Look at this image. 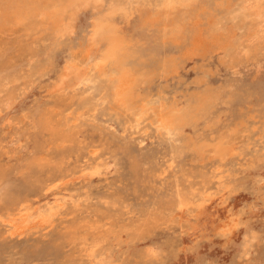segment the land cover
Instances as JSON below:
<instances>
[{
  "label": "rangeland",
  "instance_id": "1",
  "mask_svg": "<svg viewBox=\"0 0 264 264\" xmlns=\"http://www.w3.org/2000/svg\"><path fill=\"white\" fill-rule=\"evenodd\" d=\"M246 1L0 0V264H264V0Z\"/></svg>",
  "mask_w": 264,
  "mask_h": 264
},
{
  "label": "bare ground",
  "instance_id": "2",
  "mask_svg": "<svg viewBox=\"0 0 264 264\" xmlns=\"http://www.w3.org/2000/svg\"><path fill=\"white\" fill-rule=\"evenodd\" d=\"M63 1V0H62ZM124 1V0H123ZM162 2H163V4H165L168 0H161ZM69 2H70V5L72 4L73 6H75V8H78V7H81L82 5H86V4H93L97 9H99V8H101V7H103L102 5V2H103V0H69ZM133 2V0H127V1H124V3L123 2H120L119 0H111V6L110 7H112L111 8V10L112 11H117L118 9H120V7H122L123 5H125V3H127V4H129L130 5V3H132ZM258 3V2H261V0H247L246 1V9H248L249 10V8H251L252 7V3ZM17 3V2H16ZM57 3H58V1H57ZM22 4V3H21ZM59 4H60V2H59ZM245 4V3H244ZM243 4V5H244ZM262 4H263V2H262ZM62 5V4H61ZM64 5V4H63ZM255 5V4H254ZM59 5H57V7H58ZM65 6H67V5H64L63 7L61 6V7H58V9L54 12V14H57V12H63V10L65 9ZM69 6V5H68ZM257 6H258V4H257ZM244 6H242V9L244 10V8H243ZM262 8V7H261ZM261 8L259 9V10H261ZM241 11V10H240ZM252 11V10H251ZM262 11V10H261ZM247 12V11H246ZM254 12V11H253ZM263 12V11H262ZM237 13V12H236ZM257 13H258V11H257ZM256 13V15H258ZM63 14H65V13H63ZM234 14V13H233ZM261 14V15H260ZM259 15L260 16H258L259 17V19H261V20H263L262 22H261V28L263 29V27H264V14L263 13H260ZM236 15V14H235ZM51 16H53V14H51ZM234 16V15H233ZM248 17H251L252 18V15H247ZM228 17V16H227ZM229 18V17H228ZM245 18V17H244ZM239 19V18H238ZM247 19V18H246ZM249 19V18H248ZM96 20V19H95ZM237 20V19H236ZM10 21V20H9ZM227 21V20H226ZM248 21V20H247ZM235 22V21H234ZM241 22V21H240ZM247 23V22H246ZM242 24H244L243 22H242ZM253 24V23H252ZM244 25H246V24H244ZM243 25V26H244ZM249 25V24H248ZM251 25V24H250ZM235 26V25H234ZM38 27V26H37ZM239 27V26H238ZM242 27V26H241ZM246 27V26H245ZM248 27L249 26H247V28L246 29H248ZM243 28V27H242ZM258 28V27H257ZM38 29V28H37ZM216 29V28H215ZM230 29H232V28H230ZM47 30V29H46ZM227 30V29H226ZM228 30H229V28H228ZM239 30H240V28H239ZM261 30V29H260ZM39 31V30H38ZM41 31V30H40ZM215 31V30H214ZM43 32V31H42ZM216 32H218V30L216 31ZM233 32H235V31H233ZM233 32H231V33H233ZM262 32H263V30H262ZM236 33V32H235ZM264 33V32H263ZM92 35H93V37H100L101 39V41H102V46H103V54H102V59H100L101 61H103V63L105 62V63H107V62H111L112 61V59L114 58V59H116V58H118L117 56H118V52H119V46H118V44H119V40L120 39H122L120 36H119V33H118V29H117V27H116V25H115V23L112 21V19L109 17V18H107V19H101V18H99V19H97L94 23H93V28H92V33H91ZM213 34V33H212ZM237 34V33H236ZM214 35H215V33H214ZM223 35V34H222ZM227 35V34H226ZM215 36H217V35H215ZM244 36V35H243ZM260 36V35H259ZM236 37V36H235ZM91 38V37H90ZM89 38V39H90ZM202 38V37H201ZM260 38V37H259ZM93 39V38H92ZM255 39H256V37H255ZM94 40V39H93ZM205 40V39H204ZM212 40V39H211ZM252 40H253V37H252ZM251 40V41H252ZM257 40V39H256ZM200 41V40H199ZM207 41V40H206ZM215 41H216V43H218V46H219V44H221L220 42H218L216 39H215ZM208 42V41H207ZM209 42H211V41H209ZM208 42V43H209ZM225 42H226V40H225ZM224 42V43H225ZM241 42V41H240ZM253 42V41H252ZM93 43V42H92ZM95 43V42H94ZM101 43V42H100ZM99 43V44H100ZM207 43V44H208ZM233 43V42H232ZM206 44V45H207ZM211 44V43H210ZM226 44V43H225ZM228 44H230V42L228 43ZM250 44H252V43H250ZM89 45V44H88ZM91 45V44H90ZM222 45H223V43H222ZM93 46V45H92ZM92 46H91V49H92ZM208 46V45H207ZM211 46H212V44H211ZM229 46H231V45H229ZM209 47V46H208ZM219 47H221V46H219ZM223 47H225V46H223ZM231 47H233V46H231ZM96 48V47H95ZM89 49V48H88ZM94 49V48H93ZM212 49V48H211ZM217 50V49H216ZM233 50H234V48H233ZM88 51V50H87ZM94 51V50H93ZM92 51V52H93ZM212 51H214V49L212 50ZM87 53V52H86ZM89 53V52H88ZM235 55V54H234ZM120 56V55H119ZM86 57V56H85ZM119 58H121V56L119 57ZM118 58V59H119ZM87 59V58H86ZM85 59V60H86ZM114 59H113V61H114ZM117 59V60H118ZM85 60H83V61H85ZM82 61V62H83ZM87 62V61H86ZM96 62V61H95ZM118 62V61H117ZM98 63V62H97ZM119 63V62H118ZM117 63V64H118ZM72 64V63H71ZM76 64H78V63H76ZM85 64V63H84ZM68 65V64H67ZM95 65V64H94ZM109 65V64H108ZM82 66V65H81ZM116 66V65H115ZM114 66V67H115ZM68 67V66H67ZM85 67V66H84ZM94 67V66H93ZM82 68V67H81ZM175 68H177V67H174V69ZM71 69V68H70ZM69 69V70H70ZM166 69V68H165ZM173 69V70H174ZM178 69V68H177ZM65 70H67V69H65ZM72 70V69H71ZM75 70V69H74ZM78 70V74H76L75 76H77V77H79V76H81L79 73V71H80V69H77ZM163 70V69H162ZM176 70V69H175ZM86 71V70H85ZM93 71V70H92ZM119 71V70H118ZM167 71V70H166ZM74 71L72 70V73H73ZM75 72H77V71H75ZM89 72V71H88ZM105 72V71H104ZM70 73H71V71H70ZM82 74V73H81ZM124 74H125V72H124ZM84 75H85V73H84ZM114 75V74H113ZM74 76V77H75ZM68 77V76H67ZM83 78V77H82ZM79 79V78H78ZM77 79V80H78ZM80 79H81V77H80ZM79 79V80H80ZM117 79V78H116ZM121 79V78H120ZM119 78L117 79V81H119L120 80ZM76 81V80H75ZM127 81H128V79H127ZM110 83V82H109ZM119 84H121L120 82H119ZM118 84V85H119ZM117 85V86H118ZM4 86V85H3ZM64 86V85H63ZM215 88V87H214ZM220 88V87H219ZM208 89V88H207ZM206 90V89H205ZM210 90H212V89H210ZM210 93H213V92H211V91H209ZM207 93V92H206ZM218 93V92H217ZM119 94H121V93H119ZM214 94V93H213ZM219 94V93H218ZM199 95H201V93L199 92ZM203 95V94H202ZM204 96V95H203ZM219 97H220V95H219ZM143 98V97H142ZM145 98H147V97H145ZM199 98H202V96H200ZM216 98V97H215ZM133 99V98H132ZM195 99V98H194ZM196 99L198 100V98L196 97ZM203 99V98H202ZM208 99H210L211 100V98H208ZM200 100V99H199ZM205 100V99H204ZM207 100V99H206ZM213 100V99H212ZM216 100V99H215ZM120 101V100H119ZM208 101V100H207ZM199 101H197V103H198ZM141 103V102H140ZM196 103V105H198ZM204 103L205 104H207L205 101H204ZM134 104V103H133ZM170 104V103H169ZM195 104V103H194ZM193 104V105H194ZM202 104V103H201ZM209 104V103H208ZM200 105V104H199ZM202 105H204V104H202ZM134 106V105H133ZM137 106V105H136ZM201 106V105H200ZM213 106V105H212ZM189 107H190V105H189ZM202 107V106H201ZM160 108V107H159ZM187 108V107H186ZM161 109V108H160ZM166 109V108H165ZM171 109V108H170ZM159 110V109H158ZM168 110V109H167ZM167 110H164V112H162L159 116H160V121L158 120V122L160 123V125H162L164 128L163 129H165V128H169V129H173L174 127H176L175 125H176V120H177V117H176V114H175V112H173V111H167ZM209 110V109H208ZM161 111V110H160ZM166 111V112H165ZM176 111V110H175ZM186 111V110H185ZM184 111V112H185ZM201 112H203V111H201ZM200 112V113H201ZM186 113V112H185ZM199 113V112H198ZM136 114V113H135ZM179 114V113H178ZM178 114H177V116H178ZM141 115V114H140ZM143 115H145V112H144V114ZM142 115V116H143ZM180 115V114H179ZM187 115V114H186ZM189 115V114H188ZM205 115V114H204ZM137 116V115H136ZM183 116V115H182ZM182 116H180V118H182ZM192 116V115H191ZM200 116V115H199ZM195 118V117H194ZM159 119V118H158ZM187 119V118H186ZM186 119H182L183 121L184 120H186ZM199 119V118H198ZM197 119V120H198ZM179 120V119H178ZM137 121V120H136ZM180 121V120H179ZM178 121V122H179ZM186 121H188V120H186ZM196 121V120H195ZM192 122H193V120H192ZM185 123V122H184ZM180 124V123H179ZM168 132V131H167ZM230 140V139H229ZM221 142V141H220ZM205 144H207V143H205ZM220 144V143H219ZM201 145V144H200ZM201 146H204V145H201ZM209 145H205V147H208ZM205 147H204V149H205ZM227 147V146H226ZM214 148H215V146H214ZM215 149H217V148H215ZM227 148H225V149H223L222 147L220 148V149H218V154H222L223 152H225V150H226ZM207 151V150H206ZM214 151V150H213ZM216 152V153H217ZM215 153V152H214ZM213 153V154H214ZM201 154H203V153H201ZM221 156V155H220ZM217 157V156H216ZM219 157V156H218ZM25 219V218H24ZM20 220V219H19ZM18 220V221H19ZM17 221V220H16ZM21 221V220H20ZM14 222V221H13ZM26 222V221H25ZM21 223H23V222H21ZM20 223V224H21ZM10 224V223H9ZM16 224H19V223H16ZM16 224H10L11 225V228H15V227H17V226H19V225H17V226H15ZM18 228V227H17ZM16 228V229H17ZM20 228V227H19Z\"/></svg>",
  "mask_w": 264,
  "mask_h": 264
}]
</instances>
